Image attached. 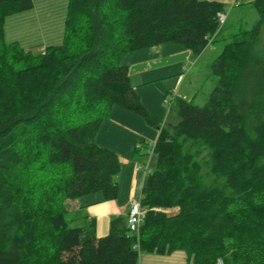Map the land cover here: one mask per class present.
I'll return each instance as SVG.
<instances>
[{
	"label": "trees",
	"instance_id": "obj_1",
	"mask_svg": "<svg viewBox=\"0 0 264 264\" xmlns=\"http://www.w3.org/2000/svg\"><path fill=\"white\" fill-rule=\"evenodd\" d=\"M251 5L256 24L222 36L206 103L175 96L177 122L165 126L121 60L168 42L199 56L221 41L222 3L69 0L63 41L43 53L5 39L6 18L33 0H0V264H139L141 253L177 251L190 264H264V0ZM113 106L159 136L138 233L117 216L99 238L67 201L118 195V156L96 142Z\"/></svg>",
	"mask_w": 264,
	"mask_h": 264
},
{
	"label": "crops",
	"instance_id": "obj_2",
	"mask_svg": "<svg viewBox=\"0 0 264 264\" xmlns=\"http://www.w3.org/2000/svg\"><path fill=\"white\" fill-rule=\"evenodd\" d=\"M215 1L224 3L222 0ZM33 2L31 10L6 18V41L18 42L25 49L61 44L66 18L62 13L63 3L68 4L69 0ZM231 3L233 5V0ZM204 55L205 50L199 56H193L184 46L168 42L127 54L122 58V63L128 66L131 86L143 107L160 122L175 124L177 116L172 115L171 118L166 100H169L170 93L174 91L185 68L195 66ZM179 96L188 101L195 97L191 92ZM158 136L159 130L150 126L143 117L120 106H113L109 116L99 127L96 142L118 156V195L116 199L105 200L101 193H94L67 201L68 212L76 224L84 222L85 217L94 221L96 235L100 238L109 233L112 217H127L130 202L133 198L140 197L144 183L142 172L136 168L145 163L149 152L148 144L156 142ZM181 253L177 251L170 256L150 254L143 258L141 264H190L186 255ZM175 255L178 256L171 258Z\"/></svg>",
	"mask_w": 264,
	"mask_h": 264
},
{
	"label": "rangeland",
	"instance_id": "obj_3",
	"mask_svg": "<svg viewBox=\"0 0 264 264\" xmlns=\"http://www.w3.org/2000/svg\"><path fill=\"white\" fill-rule=\"evenodd\" d=\"M222 1L224 2L223 6L227 13V19L225 21V24L223 25V30L221 33V41L218 40L213 44L211 48H206L205 55L199 60V62L195 66L192 65L186 67L183 73L181 74L182 76L179 83L175 87L174 91L170 93L169 102H166V108L168 111L171 112V118L172 115H175V111L172 107L173 106L172 99H174L175 96H179V95L182 96L184 93L188 94V92H191L193 93V95H195L193 100L194 103L197 105H203L208 100L210 93L212 92V90L216 85V78L211 74V65L214 59L219 55V53L223 48L224 43L222 41V36L226 34L234 33L239 29H251L259 19L256 10L251 5V2H253L254 0H240L238 5H232L231 0H222ZM67 6L68 4L64 2L62 13L65 16L67 13L66 10ZM259 46H260L259 49H261V51L264 52V28L262 29L261 32ZM37 51L44 53V48H39ZM163 124L165 126L167 125L166 122H163ZM153 169H154V161H152L150 165V170L152 171ZM71 226H74L73 223H71ZM181 252H182L181 254L185 255L183 251ZM147 255L150 254L141 253L140 264L143 258ZM176 256L178 255H175V257H171V258H176Z\"/></svg>",
	"mask_w": 264,
	"mask_h": 264
},
{
	"label": "built area",
	"instance_id": "obj_4",
	"mask_svg": "<svg viewBox=\"0 0 264 264\" xmlns=\"http://www.w3.org/2000/svg\"><path fill=\"white\" fill-rule=\"evenodd\" d=\"M240 0H233V5H238ZM218 21L220 22L221 26L225 24V21L227 19V13L226 10L221 11L217 15ZM181 77H179L178 83L180 81ZM166 102H169V100H166ZM154 142L149 144V155L146 160V162L141 165L137 166L136 170H140L143 172V180L145 179L146 175L150 172V165L152 161V155H153V148H154ZM147 210L141 205V200L139 198H133L130 202V208L126 217L127 220V227L129 229L130 233H138L140 226L144 222V219L146 217ZM218 264H223L222 261H218Z\"/></svg>",
	"mask_w": 264,
	"mask_h": 264
}]
</instances>
